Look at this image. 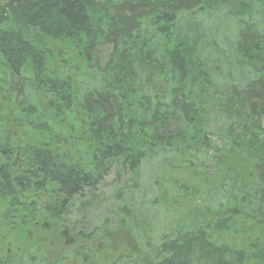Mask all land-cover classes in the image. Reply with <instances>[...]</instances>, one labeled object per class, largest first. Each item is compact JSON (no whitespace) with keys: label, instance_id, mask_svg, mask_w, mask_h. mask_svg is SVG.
Listing matches in <instances>:
<instances>
[{"label":"trees","instance_id":"trees-1","mask_svg":"<svg viewBox=\"0 0 264 264\" xmlns=\"http://www.w3.org/2000/svg\"><path fill=\"white\" fill-rule=\"evenodd\" d=\"M263 114L264 0H0V225L22 255L110 169L216 147L248 184L231 170L243 192L156 264H264Z\"/></svg>","mask_w":264,"mask_h":264},{"label":"rangeland","instance_id":"rangeland-1","mask_svg":"<svg viewBox=\"0 0 264 264\" xmlns=\"http://www.w3.org/2000/svg\"><path fill=\"white\" fill-rule=\"evenodd\" d=\"M106 50L99 53L101 61L107 57ZM259 123L264 127V114ZM213 151L199 155L165 153L142 160L135 173L110 169L91 195L86 193L74 199L61 223L48 222L53 224L52 234L42 236V240L49 237L50 242L40 250H25L22 255L19 250L26 247L20 246L26 245H19V233L0 225L1 261L4 264L17 261L18 264H156L161 239L169 236L177 222L190 225L197 221L211 222L210 219L225 214L222 210L229 195L236 199L234 194L242 193L248 184L241 169L244 166L237 167L238 162L225 159V151H216V147ZM222 164L228 169L220 168ZM231 170L238 171V181L244 185L239 192L230 190ZM36 234L29 236L30 243L33 239V244H40L41 239L37 241L34 237ZM86 236L91 238L86 240L87 244L74 243L76 238ZM28 258L31 259L25 262Z\"/></svg>","mask_w":264,"mask_h":264},{"label":"flooded vegetation","instance_id":"flooded-vegetation-1","mask_svg":"<svg viewBox=\"0 0 264 264\" xmlns=\"http://www.w3.org/2000/svg\"><path fill=\"white\" fill-rule=\"evenodd\" d=\"M64 233V232H63Z\"/></svg>","mask_w":264,"mask_h":264}]
</instances>
